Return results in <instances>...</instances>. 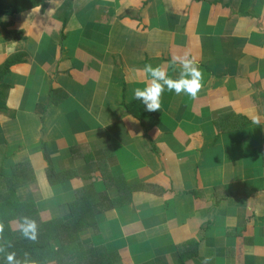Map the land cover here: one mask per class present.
Instances as JSON below:
<instances>
[{"label":"crops","instance_id":"1","mask_svg":"<svg viewBox=\"0 0 264 264\" xmlns=\"http://www.w3.org/2000/svg\"><path fill=\"white\" fill-rule=\"evenodd\" d=\"M20 12L9 17L25 40L0 24V66L23 53L0 83V201L13 193L68 218L91 197L88 234L122 264H175L178 250L185 264H264V0H51ZM185 54L203 73L197 97L165 88L147 111L133 92L151 78L144 66L176 78L170 62ZM51 169L74 173L54 183ZM154 186L162 198L133 202ZM108 200L118 206L102 209Z\"/></svg>","mask_w":264,"mask_h":264},{"label":"trees","instance_id":"2","mask_svg":"<svg viewBox=\"0 0 264 264\" xmlns=\"http://www.w3.org/2000/svg\"><path fill=\"white\" fill-rule=\"evenodd\" d=\"M47 1L49 0H0V21L3 17L16 15L23 9L30 10ZM0 24L7 37H13L17 41L26 39L23 31L10 30L6 23L0 22ZM22 56V52H17L0 66V83L4 76L11 72L14 65L22 63ZM1 88L5 92L0 91V109L7 110V100L3 99V94L8 93L10 85L0 84ZM74 157L77 159L78 154H75ZM73 173L72 171L55 174L52 169L50 170V174L58 178V181H54V183H62ZM1 177H5L3 169L0 172ZM120 191L123 193L124 189ZM13 195V193L7 194L8 197L0 201V225L3 226V231L0 232V240L3 241L0 243V248L4 249L3 252H0V264H7L6 254L9 252H15L18 259H23L27 253L30 259L35 261V264L51 262L56 264H116L120 259L117 252H112L107 248L106 242L103 241L105 240L103 235L88 234L90 226L97 225L94 219L95 212L99 209V206H94L91 197L85 195L70 204L71 213L68 218L61 213L60 205H58L56 209L48 212L49 215L51 214L50 219H45L37 203L15 202L16 200L12 198ZM116 206H118L117 200H108L107 204H103L101 208L112 210ZM22 217L35 220L37 224L36 240L28 239L21 233L19 225ZM187 254V252L178 250V259L175 264H185Z\"/></svg>","mask_w":264,"mask_h":264},{"label":"clouds","instance_id":"3","mask_svg":"<svg viewBox=\"0 0 264 264\" xmlns=\"http://www.w3.org/2000/svg\"><path fill=\"white\" fill-rule=\"evenodd\" d=\"M170 63L172 65L178 64L180 67L179 75L176 78L170 77L163 66L157 65L153 67L151 63H148L142 71L146 77L150 76L151 78L147 80L146 87L133 90L135 100L145 105L146 110L149 112L159 111L165 88L168 91H174L178 95L185 93L190 98L195 99L203 87V73L194 58H189L187 54L184 56H173ZM252 121L255 124H259L260 118L254 116ZM19 229L26 238L36 240L37 224L35 220L22 217ZM2 231L3 226L0 225V232ZM3 251L4 249L0 248V252ZM6 261L7 264H35V261L30 259L27 253L23 259H18L15 252H9L6 254Z\"/></svg>","mask_w":264,"mask_h":264},{"label":"rangeland","instance_id":"4","mask_svg":"<svg viewBox=\"0 0 264 264\" xmlns=\"http://www.w3.org/2000/svg\"><path fill=\"white\" fill-rule=\"evenodd\" d=\"M3 18H5V17H3ZM2 18V19H3ZM19 20V19H18ZM24 21V20H23ZM6 22H13V24L12 25H10L11 26V29H15V30H17L18 29V27H16V22H15V19H11V17H8L7 19H6ZM29 33H31V31L29 32ZM0 37H1V33H0ZM21 44H23V42H21ZM17 45L18 44H16V49H18L17 48ZM6 46V45H5ZM3 64V63H2ZM183 160H184V158H183ZM173 167L174 166H172V170H173ZM175 168V167H174ZM171 178V180L175 183V179H173L172 177H170ZM6 193H8L7 192V189H6ZM139 193H142V192H136L135 194H134V203H138V206H141V203L143 202V201H146V200H148V201H152V200H154L156 197H163V191H162V189L160 188H157V187H153V188H150V190H149V193H151L152 195V197H149V198H147L148 196H150L149 194H146V193H144L143 195H139ZM13 196H15V194L13 195ZM41 211V213H42V215L44 214V218L45 219H50V215L48 214V211H42V210H40ZM109 219V218H108ZM114 219V218H113ZM92 231V230H91ZM90 231V232H91ZM104 236V235H103ZM104 242H106V240H103ZM3 241H2V239L0 240V243H2ZM100 246H103L102 244H99ZM136 248H138V246H136ZM133 250H134V248H133ZM112 254V252L110 253V255ZM148 256V255H147ZM48 264H56V263H53V262H51V263H48ZM116 264H122V260L121 259H119L118 261H117V263Z\"/></svg>","mask_w":264,"mask_h":264}]
</instances>
